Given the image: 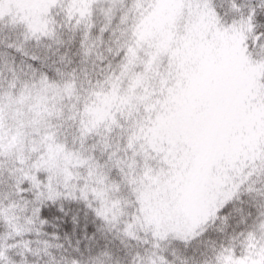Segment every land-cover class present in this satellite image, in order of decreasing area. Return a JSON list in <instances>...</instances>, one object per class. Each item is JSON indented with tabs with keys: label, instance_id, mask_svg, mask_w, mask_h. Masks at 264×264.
<instances>
[{
	"label": "snow or ice",
	"instance_id": "obj_1",
	"mask_svg": "<svg viewBox=\"0 0 264 264\" xmlns=\"http://www.w3.org/2000/svg\"><path fill=\"white\" fill-rule=\"evenodd\" d=\"M0 264H264V0H0Z\"/></svg>",
	"mask_w": 264,
	"mask_h": 264
}]
</instances>
